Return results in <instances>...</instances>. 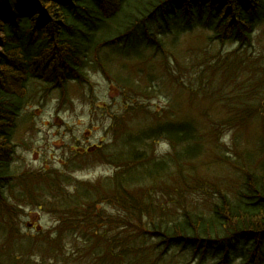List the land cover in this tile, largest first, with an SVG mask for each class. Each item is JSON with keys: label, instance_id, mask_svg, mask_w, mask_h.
Returning a JSON list of instances; mask_svg holds the SVG:
<instances>
[{"label": "trees", "instance_id": "trees-1", "mask_svg": "<svg viewBox=\"0 0 264 264\" xmlns=\"http://www.w3.org/2000/svg\"><path fill=\"white\" fill-rule=\"evenodd\" d=\"M262 24L264 0H0V202H7L6 191L18 177L12 166L15 134L33 97L53 89L65 98L70 85L87 83L93 69L130 87L121 78L125 60L139 61L156 52L172 64L176 40L197 29L221 46L252 49ZM238 54L232 52V62ZM173 114L169 120L170 114L151 113L152 122L143 130L133 122L115 130L116 144L121 137L124 149L109 153L115 172L107 183L113 189L100 198L88 188L59 197L62 234L82 231L86 248L99 249L90 255L97 264H264V175L244 172L242 187L232 198L214 186L219 200L210 213L193 211L199 209L189 204L185 192L203 185L193 164L205 148L190 114L186 117L194 125L186 126L176 122L180 112ZM161 138L172 152L155 159L147 154L146 143ZM253 156L249 152L245 158L251 162ZM169 177L174 189H163L168 195L177 192L173 197L178 208L183 203V214H156L155 203L145 206L128 193L138 183L156 189L160 178ZM107 198L123 214H94L96 202ZM16 234L0 244L3 264H20L14 256L20 249Z\"/></svg>", "mask_w": 264, "mask_h": 264}, {"label": "rangeland", "instance_id": "rangeland-1", "mask_svg": "<svg viewBox=\"0 0 264 264\" xmlns=\"http://www.w3.org/2000/svg\"><path fill=\"white\" fill-rule=\"evenodd\" d=\"M254 40L252 49L238 51V46H221L209 39L208 32L197 29L176 40L172 64L156 52L146 53L139 61L125 60L121 78L128 79L130 87L93 69L88 82L71 84L65 98L53 89L42 92L41 98L33 97L16 129L12 166L18 177L6 191L7 202H0V244L16 232L20 249L14 256L20 264H97L90 255L99 249L86 248L82 231L62 234L58 199L77 196L87 188L97 198L109 196L107 189L113 186L107 181L115 172L109 153L124 149L121 137L116 144L115 130H123L130 122L139 130L146 129L156 111L170 114L169 120L180 112L176 122L184 126L194 125L186 117L190 114L200 129L205 153L193 165L203 185H190L195 189L185 192L189 204L199 209L193 211L204 216L210 213L219 200L215 187L222 186L232 198L242 187L244 172L264 175V24ZM232 52L239 53L234 62L229 57ZM214 54L218 59L212 58ZM246 103L261 107L255 111ZM146 144L147 154L155 159L172 152L163 138L148 139ZM249 152L255 154L251 162L245 158ZM160 179L156 189L138 183L128 193L145 206L155 203L156 214L163 210L183 214V203L178 208L173 197L177 192L168 195L163 189H174L170 177ZM178 194L184 199L183 192ZM94 214L115 217L123 212L107 198L96 202ZM86 255L82 262L80 258Z\"/></svg>", "mask_w": 264, "mask_h": 264}]
</instances>
